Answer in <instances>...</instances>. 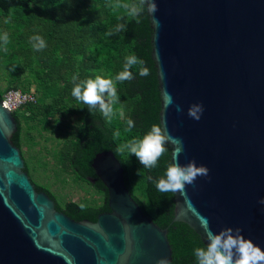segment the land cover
Segmentation results:
<instances>
[{
    "label": "water",
    "instance_id": "obj_1",
    "mask_svg": "<svg viewBox=\"0 0 264 264\" xmlns=\"http://www.w3.org/2000/svg\"><path fill=\"white\" fill-rule=\"evenodd\" d=\"M26 1L0 0L8 5ZM155 18L147 12L128 21L123 41L135 40L134 55L150 70L124 81L125 96L140 93L132 130L146 135L166 123L183 142L179 163L195 159L210 169L182 193H161L176 145L157 167L144 168L146 192L156 219L131 194L126 168L111 134L84 108L71 166L104 192L103 206L62 211L27 174L17 144L18 122L0 100V264H197L205 246L207 218L214 232L240 227L264 249V0H157ZM159 21L157 25L156 21ZM171 104H168V97ZM202 102L199 121L188 116ZM180 105L183 112L176 111ZM128 226V241L125 240Z\"/></svg>",
    "mask_w": 264,
    "mask_h": 264
},
{
    "label": "trees",
    "instance_id": "obj_2",
    "mask_svg": "<svg viewBox=\"0 0 264 264\" xmlns=\"http://www.w3.org/2000/svg\"><path fill=\"white\" fill-rule=\"evenodd\" d=\"M26 1L22 5H8L6 12L0 8V17L4 19L0 26V36L8 34L9 43L0 41V65L7 69L10 78L5 88H0V100L10 88L22 86L29 91L33 86L35 103H26L21 108L22 116L16 111L13 115L18 122L17 144L24 160L30 181L46 190L56 205L65 211L67 203L79 210L98 209L103 206L104 192L96 188L71 166V156L75 148L77 135L84 123V109L90 115H96L103 127L111 134V142L118 147L132 139L143 138L139 131L129 129L127 121L133 106L141 100L140 93L132 97L125 96L124 82H116L119 102L115 104L111 119L105 118L99 108L89 109L72 97L74 83L95 79L96 76L113 78L123 71L125 58L134 55L135 40L124 42L128 21L137 22V17L127 15L125 5L137 0H16ZM6 21H8L6 23ZM117 25H123L119 32L108 35ZM41 36L46 47L33 49L31 37ZM140 59V58H139ZM139 65L133 66L132 73L139 72ZM76 78L75 81L73 78ZM20 108V109H21ZM84 108V109H83ZM56 114H77L76 126L71 127L56 155L58 170L69 172L76 181L91 184L103 196L101 204L81 205L75 201L63 204L46 184L37 182L32 175L36 170L25 158L22 143L24 136L33 141L34 136L26 132L23 136L22 122H32V128L41 131L50 126L49 119ZM126 168L131 194L138 199L147 215L156 219V206L152 205L146 192L147 176L135 155L119 153ZM179 264V263H172Z\"/></svg>",
    "mask_w": 264,
    "mask_h": 264
},
{
    "label": "clouds",
    "instance_id": "obj_3",
    "mask_svg": "<svg viewBox=\"0 0 264 264\" xmlns=\"http://www.w3.org/2000/svg\"><path fill=\"white\" fill-rule=\"evenodd\" d=\"M127 15L138 17L144 12L150 14L153 19L158 11L157 0H137V2L125 5ZM8 21H6L7 23ZM157 25L159 21H156ZM123 25H117L115 29L110 30L108 35L113 32H119ZM32 47L39 51L46 47V41L39 35L31 37ZM0 41L6 46L9 43L7 33L0 36ZM139 65V75L148 76L150 70L144 67V61L136 55H130L125 58L123 71L119 72L114 79L96 76L95 79H87L74 83L71 95L77 101L88 105L89 109L99 108V111L105 118L111 119L114 114V105L119 102L116 82H124L133 79L132 67ZM75 77L73 80L75 81ZM168 97V104H171V97ZM202 102L193 103L188 108V116L195 121H199L204 113ZM177 112H183L180 105H176ZM129 129L135 126L134 121H127ZM176 145L172 153V163L166 169L165 176L158 181H154L156 188L161 193H184L187 185L195 186L199 177H209L210 169L204 164L197 165L195 159L187 164L179 163V155L183 152V142L179 138H173L169 133L166 123L154 124L150 131L141 139H132L126 144L119 145L117 152L129 155H135L139 163L147 169L157 167L159 159L168 151L166 144ZM258 203L264 206V197H261ZM201 228L206 237L205 246L196 247L193 254L197 264H264V249L257 246L251 238H246L240 227H223L220 231L214 232L207 218H202ZM128 226L125 225V240L128 241ZM129 252L120 256L123 264L128 259ZM156 264H169L167 257H161Z\"/></svg>",
    "mask_w": 264,
    "mask_h": 264
},
{
    "label": "rangeland",
    "instance_id": "obj_4",
    "mask_svg": "<svg viewBox=\"0 0 264 264\" xmlns=\"http://www.w3.org/2000/svg\"><path fill=\"white\" fill-rule=\"evenodd\" d=\"M4 19L0 17V26ZM3 57L0 56V61ZM8 69L0 65V88H5L10 81L7 76ZM18 88H22L19 86ZM33 89V86L30 87ZM22 108L17 109L16 113L22 116ZM77 114H56L49 119L51 125L40 132L36 128L30 127L32 122H22L23 136L30 132L34 139L23 138L22 149L25 158L29 161L32 168L33 178L40 183L46 184L54 192L56 197L63 204L66 201H75L81 205L97 206L103 201V196L91 184L84 181H76L69 172L58 170L56 155L67 135L69 129L76 126Z\"/></svg>",
    "mask_w": 264,
    "mask_h": 264
},
{
    "label": "built area",
    "instance_id": "obj_5",
    "mask_svg": "<svg viewBox=\"0 0 264 264\" xmlns=\"http://www.w3.org/2000/svg\"><path fill=\"white\" fill-rule=\"evenodd\" d=\"M1 101L9 111L14 112L26 103H35L36 94L33 89L24 91L20 88H10L3 93Z\"/></svg>",
    "mask_w": 264,
    "mask_h": 264
}]
</instances>
